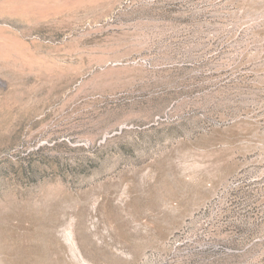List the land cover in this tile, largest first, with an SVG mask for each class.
Returning <instances> with one entry per match:
<instances>
[{"label": "rangeland", "instance_id": "rangeland-1", "mask_svg": "<svg viewBox=\"0 0 264 264\" xmlns=\"http://www.w3.org/2000/svg\"><path fill=\"white\" fill-rule=\"evenodd\" d=\"M0 264H264V0H0Z\"/></svg>", "mask_w": 264, "mask_h": 264}]
</instances>
